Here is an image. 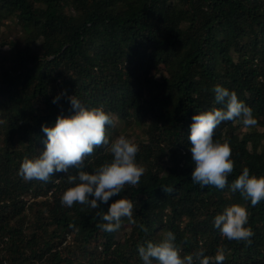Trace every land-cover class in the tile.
<instances>
[{
    "label": "trees",
    "instance_id": "16d2710c",
    "mask_svg": "<svg viewBox=\"0 0 264 264\" xmlns=\"http://www.w3.org/2000/svg\"><path fill=\"white\" fill-rule=\"evenodd\" d=\"M5 18L18 19L25 37L0 41V264H143L139 246L168 231L182 256L214 260L224 248V264H264V200L252 206L230 191L244 168L264 175V0H0ZM216 86L235 91L257 120L215 130L235 163L223 190L192 181L187 139L194 114L223 107ZM65 90L113 115L111 138L137 137L145 174L100 210L62 205L72 186L63 173L47 183L18 174L43 150L42 126L74 114L66 96L53 103ZM111 159L97 148L85 170ZM121 197L133 202L135 222L122 221L119 239L97 227L95 212ZM234 203L247 207L251 244L214 226Z\"/></svg>",
    "mask_w": 264,
    "mask_h": 264
},
{
    "label": "clouds",
    "instance_id": "9594fccd",
    "mask_svg": "<svg viewBox=\"0 0 264 264\" xmlns=\"http://www.w3.org/2000/svg\"><path fill=\"white\" fill-rule=\"evenodd\" d=\"M39 43V42H37ZM216 102L223 107H214L192 116L190 134L191 162L194 165L191 179L201 188L213 186L223 190L228 185V177L233 173L235 163L228 141L214 140V133L223 122L240 119L245 127L254 126L257 120L252 109L239 100L235 91L216 86ZM66 90L58 94L53 103ZM74 112L72 115H58L54 126H42L46 139L41 153L31 158L25 157L20 164L18 174L25 181L38 180L50 182L53 176L63 173L72 185L61 197V203L71 208L74 204L85 205L92 210L102 209V204L121 194L126 186L136 187L146 168L137 162L139 145L125 135L111 138L108 126H115V119L103 106L86 107L75 95L66 96ZM103 148L113 159L95 167L93 172L85 170L86 161L94 155L95 149ZM75 170V174H71ZM167 193L172 188L162 187ZM230 191L239 192L245 201L256 206L264 200V175H250L244 168L242 174L230 185ZM29 201V200H28ZM134 204L121 197L113 201L107 211H96L95 215L103 221L97 224L102 231L116 232L126 218L133 220ZM249 214L246 205L234 203L227 206L221 214L216 215L214 226L222 237L228 240L246 241L251 244L254 232L248 226ZM71 227V225H70ZM147 231L146 228L143 229ZM175 234L168 231L160 242L147 241L138 248L143 264H224L226 250H217L214 260L202 252L195 255H181V249L175 243Z\"/></svg>",
    "mask_w": 264,
    "mask_h": 264
},
{
    "label": "rangeland",
    "instance_id": "374dc122",
    "mask_svg": "<svg viewBox=\"0 0 264 264\" xmlns=\"http://www.w3.org/2000/svg\"><path fill=\"white\" fill-rule=\"evenodd\" d=\"M16 20L18 19H8L5 18L0 22V41H9V40H18L19 44H22V40H24V32L22 31L21 27L19 24H17ZM7 46H9L8 44H6ZM7 46H4L3 50H5L6 48H8ZM34 48V47H33ZM158 76H160V73L157 74ZM241 130L245 131V130H249L251 129V126L245 127L244 125L241 126L240 128ZM261 130L264 129V126L260 127ZM139 132V130H138ZM122 135V134H121ZM143 137H145L144 135H142ZM137 139L136 134H132L131 140L135 141ZM126 228H128L127 225H123V227L120 228L119 233L117 234V238L121 239V235L127 231Z\"/></svg>",
    "mask_w": 264,
    "mask_h": 264
}]
</instances>
